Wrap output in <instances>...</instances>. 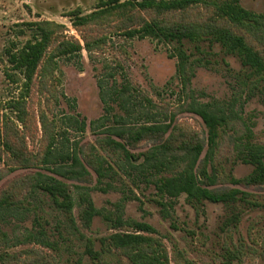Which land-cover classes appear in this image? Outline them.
Masks as SVG:
<instances>
[{
	"label": "rangeland",
	"instance_id": "rangeland-1",
	"mask_svg": "<svg viewBox=\"0 0 264 264\" xmlns=\"http://www.w3.org/2000/svg\"><path fill=\"white\" fill-rule=\"evenodd\" d=\"M99 1L0 0V264H133L108 243L111 234L133 230L120 226V218L151 224L168 264H183L184 258L195 264H264V182L248 181L254 167L244 161L250 147H264V79L237 55L209 39L184 40L190 59L199 61L191 84L184 86L176 43L108 35L100 49L60 58L52 79L36 75L27 87L12 70L9 53L29 38L28 23L54 21L83 43L67 14L90 13ZM239 2L264 14V0ZM145 16L203 23L213 11L201 4L182 13ZM232 28L264 57V29L259 38ZM192 102L210 104L225 117L208 156V129L189 110ZM146 122L169 123L171 129L136 142L114 134ZM53 140L57 158L44 165ZM165 143L170 149L151 157ZM194 143L203 148L195 171L216 176L210 186L216 193L240 190L236 199L197 202L186 194L170 198L159 192L166 177L187 165L185 147ZM68 152L78 155L87 175L68 176L71 161L58 155ZM40 173L68 185L70 209L36 186ZM84 196L97 211L89 224L82 213Z\"/></svg>",
	"mask_w": 264,
	"mask_h": 264
},
{
	"label": "trees",
	"instance_id": "trees-1",
	"mask_svg": "<svg viewBox=\"0 0 264 264\" xmlns=\"http://www.w3.org/2000/svg\"><path fill=\"white\" fill-rule=\"evenodd\" d=\"M201 4L212 9L213 16L210 17V21L187 24L180 20L167 19V17L147 19L145 16L149 12L157 15L182 13ZM67 16L72 26L81 33L83 43L73 36L64 34V25L45 20L28 23L29 38L21 48L9 53L8 61L12 70L22 75L27 87L36 75L42 79L44 77L54 78L56 70L59 69L60 58H77L81 57L84 49L91 53L102 48L108 41V35H123L129 38L152 37L176 43L174 51L179 60L177 71L184 86L191 84L195 75V67L199 64L198 60H191V54L183 48L184 40L191 42L212 40L220 44L226 52L237 55L244 66L264 79L263 55L249 43L245 34L232 28L233 26L238 27L260 38L264 29V14H257L243 8L239 0H100L90 13L86 14L80 9H75ZM116 95L119 93L116 92ZM120 107L124 109L125 105L120 103ZM188 108L200 116L207 126L208 156L215 148L217 128L225 122V117L219 115L210 104L192 102L188 104ZM126 113L129 115V110ZM170 129L171 124L169 123L146 122L128 128L121 127L114 130V134L121 140L136 142L143 139L145 135H165ZM175 129V127L172 128L170 137ZM116 145L125 150L124 144L117 142ZM54 146L55 140L45 152L42 162L44 165L51 164L55 156L57 158ZM157 148L151 151V157L155 156L159 149L162 151L170 149V144L165 143ZM202 150V145L199 143L185 147L187 165L181 171L166 177L158 185V190L163 196L174 198L186 194L190 200L197 202L202 200L228 202L237 198V195L241 193L240 190L216 193L210 189L216 181V176L209 174L206 169L200 173L195 171ZM58 155L71 161L70 170L67 172L69 177L79 178L88 174L76 153L68 152ZM246 156L244 161L254 167V175L248 181L251 184L263 183L264 147H250ZM98 161L100 166L97 171L101 175L103 167L101 160ZM55 171L60 174L64 173L57 169ZM36 186L50 194L60 206L67 209L72 207L69 187L61 180L40 173ZM83 201L85 209L82 213L89 224L97 211L90 198L84 196ZM2 205L3 203H0V207ZM117 222L120 226L128 224L133 230L111 234L108 237V243L112 248L124 251L133 264H168V256L159 253L160 242L153 235L157 231L151 224L125 222L121 218ZM88 251L94 255L91 248ZM183 261V264H195L186 258Z\"/></svg>",
	"mask_w": 264,
	"mask_h": 264
}]
</instances>
